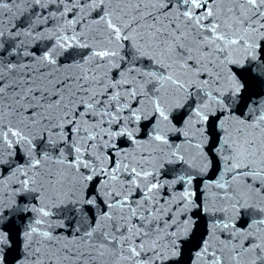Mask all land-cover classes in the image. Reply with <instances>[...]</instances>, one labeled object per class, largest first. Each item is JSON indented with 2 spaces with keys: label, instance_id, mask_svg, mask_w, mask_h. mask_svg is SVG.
<instances>
[{
  "label": "snow or ice",
  "instance_id": "6c2138e0",
  "mask_svg": "<svg viewBox=\"0 0 264 264\" xmlns=\"http://www.w3.org/2000/svg\"><path fill=\"white\" fill-rule=\"evenodd\" d=\"M14 250L264 264V0H0V264Z\"/></svg>",
  "mask_w": 264,
  "mask_h": 264
}]
</instances>
